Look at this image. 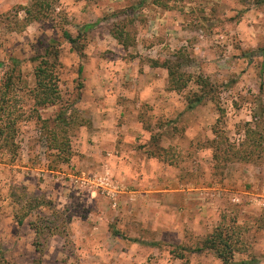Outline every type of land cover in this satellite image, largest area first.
I'll return each instance as SVG.
<instances>
[{
    "label": "rangeland",
    "instance_id": "1",
    "mask_svg": "<svg viewBox=\"0 0 264 264\" xmlns=\"http://www.w3.org/2000/svg\"><path fill=\"white\" fill-rule=\"evenodd\" d=\"M28 1L0 0V89L10 58L23 60L22 108L12 110L24 116L14 144L0 135V248L9 262L38 256L29 222L48 219L56 233L43 241L42 264H222L191 250L217 226L237 240L235 261L264 264V162L216 168L207 143L214 126L240 141L246 127L264 125V0H81L82 12L95 8L84 16L93 22L72 17L61 0L53 19L16 30ZM85 23L95 25L84 31ZM113 25L128 48L113 40ZM66 32L77 35L74 46ZM49 44L59 51L60 98L35 106L29 58ZM151 59L206 77L223 113L209 99L188 108L193 82L168 89L167 70ZM59 111L77 123L66 128L65 162L48 146L49 132L65 129ZM174 245L186 247L181 256Z\"/></svg>",
    "mask_w": 264,
    "mask_h": 264
},
{
    "label": "trees",
    "instance_id": "2",
    "mask_svg": "<svg viewBox=\"0 0 264 264\" xmlns=\"http://www.w3.org/2000/svg\"><path fill=\"white\" fill-rule=\"evenodd\" d=\"M60 1L61 0H29L26 5L20 7L24 15L19 22L20 26L16 30H23L25 26L32 21H48L53 19L54 16L62 12ZM153 2L157 5H165V3L160 0H153ZM56 8L57 11H55ZM94 25L95 23H85L82 25V30L87 31ZM109 32L124 49L128 48L129 37L123 27L118 28L113 25L109 29ZM64 35L68 42L74 46L77 35L72 36L68 32ZM259 51L262 56H264V48H260ZM29 60L34 62V83L28 90L29 93H31L33 105L46 106L56 104L60 98L58 88V68L60 67L58 47L49 44L43 48L42 53L30 57ZM22 61L23 60L16 57L10 58V69L8 68L7 74L2 80V88L0 89V120H3V118L6 119L5 122L0 123V135H3L4 145L8 147L10 144H14L16 123L24 116V111H19L14 114L12 110V108L15 109L17 106L18 108H22L20 97L15 92V81L19 79V73H21L18 67L21 65ZM151 66H161L167 70V88L170 90L180 92L188 88L189 84L193 82L195 88L190 89L192 90L191 93L186 95L188 108H192L198 103L209 99L219 106L218 109L220 114L223 113V108L219 104V97H217L213 85L206 77L185 73L180 69L179 64L171 59H164L163 61L151 59ZM13 71H15L16 75L13 74ZM81 72L82 67L79 66L78 74H81ZM56 118L58 121L57 125H62L65 129H63L62 132L50 131L48 146L55 150V153L51 154L52 156L65 162L69 160L71 154L69 149L70 134L66 132V128H72L76 126L77 123H71L70 120L65 119L61 111L58 112ZM62 121L64 123H62ZM223 133L221 128L214 126L213 138L207 141L208 146L212 150V159L216 168L221 167L220 165L224 164V162L231 161L255 164L264 162V125L255 124L252 127H246L243 131L244 137L240 141H231ZM151 137H153V135ZM161 150L162 152H167L166 148L161 147ZM51 167L48 165V168ZM27 215L28 214L23 217H17L16 223L20 225ZM51 224L52 222L48 219H44L40 225L29 222V226L34 232L31 244L38 256L34 257L28 264H42L41 256L45 246L43 241L56 233V227L54 228ZM45 230L48 231L46 237L43 236ZM42 237H44V239L40 241ZM131 240L137 241V239ZM236 242L237 240L233 241L222 226H217L213 231L208 233L204 239L199 241L197 245L192 247L191 250L212 251L216 257L220 259L222 264H249L246 259H240L238 261L233 259L235 251L234 244ZM148 244L156 245L157 241H152ZM185 248L186 247L182 245H174V248H172L170 252L174 253L176 256H181L183 253L180 250ZM0 264L16 263L9 262L4 250L0 248Z\"/></svg>",
    "mask_w": 264,
    "mask_h": 264
},
{
    "label": "crops",
    "instance_id": "3",
    "mask_svg": "<svg viewBox=\"0 0 264 264\" xmlns=\"http://www.w3.org/2000/svg\"><path fill=\"white\" fill-rule=\"evenodd\" d=\"M62 2H64V6L66 7V9L68 11H70V14L72 13L71 14L72 17L77 16L82 20V22L83 21L93 22V21H91V19H86V17H84V16H88L90 13L95 12V8H93L92 6H86L87 8H86L85 12H82V5H81L82 1L81 0H62ZM95 14H97V13H95ZM91 16H93V15H91ZM70 19H71V17H70ZM73 21L75 22L76 19H73ZM113 40H115V39H113ZM115 42H116V40H115ZM116 44L118 46H121L117 42H116ZM97 78H98V76H97ZM104 110H107V109L104 108ZM107 114L109 115L110 113H108V111H106V112L102 111L101 117L106 118ZM92 121H94V120H92ZM95 122L98 123V120H95ZM93 124H94V122H93ZM23 224H24V221L20 224V227H23L24 226Z\"/></svg>",
    "mask_w": 264,
    "mask_h": 264
}]
</instances>
